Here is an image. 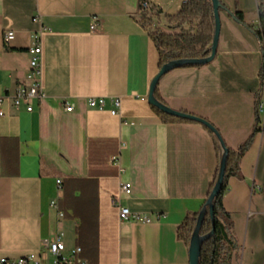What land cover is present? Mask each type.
Here are the masks:
<instances>
[{"label": "crops", "instance_id": "0c3cea01", "mask_svg": "<svg viewBox=\"0 0 264 264\" xmlns=\"http://www.w3.org/2000/svg\"><path fill=\"white\" fill-rule=\"evenodd\" d=\"M221 1L231 12H242L246 23L220 10L214 60L169 71L159 91L171 108L211 122L231 148L255 134L241 160L243 177L230 178L223 204L239 242L233 264H264V131L256 116L264 67L255 33L259 1ZM145 2L161 13L159 25L167 26L165 15L177 13L185 0ZM35 16L49 29L44 35L46 96L33 101L31 112L26 104L3 105L0 260L35 254L52 264L55 257L45 242L61 234L70 251L80 245L83 229L96 242L92 253L82 254L92 263L190 264L189 246L178 229L202 209L220 155L206 126L164 123L149 103L160 58L139 22V0H0V96L13 95L27 77L28 48L40 28ZM7 28L16 31L9 45L3 37ZM91 98L104 99V107H91ZM70 105L73 110L67 111ZM114 109L119 113L112 114ZM69 180L96 182L91 225L68 208L60 218L51 206L54 199L64 202L63 185ZM127 183L130 194L121 191ZM114 195L150 222L121 220Z\"/></svg>", "mask_w": 264, "mask_h": 264}, {"label": "trees", "instance_id": "16d2710c", "mask_svg": "<svg viewBox=\"0 0 264 264\" xmlns=\"http://www.w3.org/2000/svg\"><path fill=\"white\" fill-rule=\"evenodd\" d=\"M258 1L260 8V29L255 30V33L262 42L264 53V0ZM144 3L145 0H139V22L148 31L149 36L157 47L160 58V69L165 64L174 60L183 58H204L210 55L215 33V15L212 0L185 1L177 13L165 15V19L168 22L167 26L159 25L158 21L161 13L156 11L154 7L146 8ZM224 6L226 10H229L226 5ZM233 14L237 21L246 23L242 12L237 11L235 13L233 12ZM202 66L203 65L192 64L182 67ZM260 75L261 88L257 95L258 99L261 97V91L264 90V67ZM155 97L165 103L159 91V83L155 88ZM152 108L164 123L194 122L189 119L171 116L153 105ZM255 132H257V129H255ZM254 137L255 134L253 133L237 149L228 146L229 153L224 181L219 195L214 200L213 216L208 212L201 227V235H206L212 231L213 221L215 223L214 233L203 244L200 264H233L234 262L235 254L239 249V242L234 233L232 215L226 210L223 199L228 190L230 178L243 177L241 160L246 151L251 147ZM214 140L216 150L220 155L221 163L223 148L216 136H214ZM220 163L216 169L203 207L206 205L217 181ZM63 188L65 191V200L63 203H59V207L65 210L66 214V208L72 209L76 216L81 217L83 224L89 223L91 225L93 223L94 211L96 208V182L93 180H69L63 185ZM76 191H80V196L75 195ZM200 211L188 215L179 226L178 237L184 240L188 246L196 228ZM79 242V246H81L84 253L86 251L92 253L95 250V239L92 240V237H87L86 234L83 233V229L79 230Z\"/></svg>", "mask_w": 264, "mask_h": 264}, {"label": "built area", "instance_id": "2783aa9c", "mask_svg": "<svg viewBox=\"0 0 264 264\" xmlns=\"http://www.w3.org/2000/svg\"><path fill=\"white\" fill-rule=\"evenodd\" d=\"M187 1V0H185ZM146 8L152 6L145 2ZM33 20L40 24V28L32 35V43L28 48L30 55L29 71L25 80L20 81L17 85L16 91L13 95L0 96V117H4L6 112L3 109V105L6 102H10L15 108L19 109L23 104L27 105V111H33L32 103L35 99H42L46 96L44 87V35L48 33L49 29L43 24L40 16H35ZM97 23L95 22L93 28ZM4 41L7 45L11 44L16 39V31L7 28L3 34ZM104 99L91 98L89 105L91 107H104ZM114 103L117 107L121 106V100L115 99ZM67 111H72L73 106H66ZM112 114H117L118 109L111 111ZM256 116L257 126L264 131V90L261 91V97L256 101ZM113 162L120 166V159L118 156H114ZM58 184L62 187V181L58 180ZM121 191L130 194L132 192V184L127 183L122 186ZM112 203L118 208L119 218L121 220H136L142 222H150V219L140 213L132 212L128 207L122 206L119 195H114ZM51 206L58 212L60 218L66 217L65 210L59 207V200L54 199L51 202ZM46 249L52 253L55 257L52 264H97L92 263L83 257V250L81 246H76L70 251H66L65 242L61 234L56 235L52 240L45 242ZM0 264H43L42 258H38L35 254H29L17 259L0 260Z\"/></svg>", "mask_w": 264, "mask_h": 264}, {"label": "water", "instance_id": "95a60500", "mask_svg": "<svg viewBox=\"0 0 264 264\" xmlns=\"http://www.w3.org/2000/svg\"><path fill=\"white\" fill-rule=\"evenodd\" d=\"M213 7H214V15H215V33L212 41L211 46V53L209 56L204 58H183L171 61L167 64H165L159 71V73L155 76V78L152 81L151 87H150V93L148 96V101L151 105L157 107L161 111L175 117H181L185 119L192 120L194 122H198L206 126L219 140L221 147L223 148V156L220 163V170L218 174L217 181L211 191V194L207 200L206 205L203 207V209L200 211L198 216V221L196 228L192 234L190 244H189V256H190V264H200V258H201V252L204 242L211 237V235L215 231V223L213 221V229L210 233L206 235H201V227L203 224V221L209 212L213 216V208H214V200L219 195L223 181L225 176V170H226V163H227V157L229 153V147L227 146L225 140L223 139L222 135L220 134L219 130L207 119L197 116L195 114L183 112L181 110H175L168 106L167 104L161 102L155 97V88L158 85L160 79L167 74L169 71L180 68L184 65H192V64H199V65H205L210 63L217 55V49H218V43H219V36L221 31V18H220V10H226L225 6L221 2V0H212ZM233 18L236 19L233 12L226 10Z\"/></svg>", "mask_w": 264, "mask_h": 264}]
</instances>
